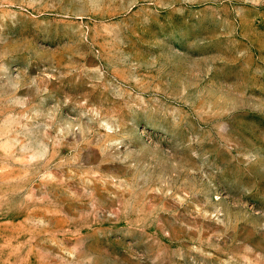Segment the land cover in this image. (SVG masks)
Here are the masks:
<instances>
[{"label":"rangeland","instance_id":"rangeland-1","mask_svg":"<svg viewBox=\"0 0 264 264\" xmlns=\"http://www.w3.org/2000/svg\"><path fill=\"white\" fill-rule=\"evenodd\" d=\"M0 264H264V0H0Z\"/></svg>","mask_w":264,"mask_h":264}]
</instances>
